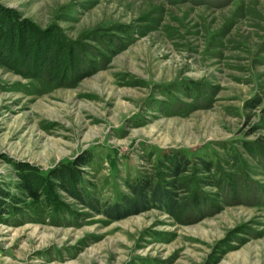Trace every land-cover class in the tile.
<instances>
[{"label": "rangeland", "instance_id": "1", "mask_svg": "<svg viewBox=\"0 0 264 264\" xmlns=\"http://www.w3.org/2000/svg\"><path fill=\"white\" fill-rule=\"evenodd\" d=\"M13 32L62 65L0 56V264H264V0H0ZM142 181L172 200L104 213Z\"/></svg>", "mask_w": 264, "mask_h": 264}, {"label": "trees", "instance_id": "2", "mask_svg": "<svg viewBox=\"0 0 264 264\" xmlns=\"http://www.w3.org/2000/svg\"><path fill=\"white\" fill-rule=\"evenodd\" d=\"M15 33L9 34L7 36V40L2 41L0 44V56H5L7 60H2L3 62L6 61H13L19 59L20 63L28 64L29 66L36 67V75L43 76L48 69L53 67H58L62 65V62H57L50 57L49 52L50 48H43L40 50V56L44 57L43 63H36L35 56L30 54L29 49L28 51L25 50L23 52H17L14 48V40H15ZM34 50V49H33ZM31 50V51H33ZM38 51V50H37ZM36 51V55H37ZM69 61H66L65 64H69ZM66 66V65H65ZM177 160H173L171 162L172 169L175 173H180L183 171L185 167H187V159L176 158ZM184 167V168H183ZM209 167V166H208ZM130 188L133 191L134 197H124L118 204H114L111 207L109 204L105 207L104 213L112 215L114 218H121L126 217L133 213H138L146 209V207L151 202L157 201H164V199L172 200V195L168 190H166L160 184H152L149 181H142L136 182L130 185ZM109 209V210H108ZM111 213V214H110Z\"/></svg>", "mask_w": 264, "mask_h": 264}]
</instances>
